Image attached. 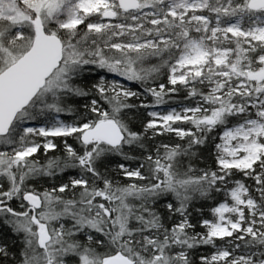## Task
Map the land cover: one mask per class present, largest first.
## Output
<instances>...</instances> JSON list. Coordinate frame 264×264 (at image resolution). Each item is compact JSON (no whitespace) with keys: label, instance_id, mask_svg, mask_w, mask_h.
I'll return each instance as SVG.
<instances>
[{"label":"snow or ice","instance_id":"snow-or-ice-1","mask_svg":"<svg viewBox=\"0 0 264 264\" xmlns=\"http://www.w3.org/2000/svg\"><path fill=\"white\" fill-rule=\"evenodd\" d=\"M0 264H264V0H0Z\"/></svg>","mask_w":264,"mask_h":264}]
</instances>
